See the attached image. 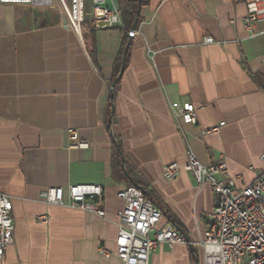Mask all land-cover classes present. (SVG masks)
<instances>
[{"label":"crops","instance_id":"0c3cea01","mask_svg":"<svg viewBox=\"0 0 264 264\" xmlns=\"http://www.w3.org/2000/svg\"><path fill=\"white\" fill-rule=\"evenodd\" d=\"M48 1L0 4V192L14 222L1 264H123L115 239L128 182L112 175L115 148L161 210L159 226L198 242L215 195L184 168L187 148L203 165L225 162L240 187L264 169V22L246 26L251 0H149L134 32L122 13L120 25L96 27L89 10L95 60L81 28ZM188 103L195 124L179 114ZM70 130L88 145L73 147ZM173 162L180 170L167 180ZM76 183L103 187L104 216L40 197ZM147 264H203L202 250L161 243Z\"/></svg>","mask_w":264,"mask_h":264},{"label":"built area","instance_id":"2783aa9c","mask_svg":"<svg viewBox=\"0 0 264 264\" xmlns=\"http://www.w3.org/2000/svg\"><path fill=\"white\" fill-rule=\"evenodd\" d=\"M42 0H0V4L13 3L32 5ZM64 4L63 0H52ZM92 23L96 27L120 25L122 10L114 0H90ZM65 5V4H64ZM65 14L72 26L80 28L86 20V0H70ZM247 27L264 22V0H251L247 3L244 18ZM212 43L213 38L206 37ZM183 122L195 124L197 116L193 103L179 109ZM220 123V125H222ZM213 126L205 132L216 131ZM71 145L85 147L88 144L70 130ZM188 162L184 166L191 171L200 184H209L214 192V206L210 214L211 222L198 242L188 241L171 224L159 226L161 210L147 191L136 185L125 186L118 191L124 205L119 210L118 234L115 239V253L123 264H147L151 252L161 243H180L199 247L202 250L203 264H264V169L247 185L237 186L227 178L229 172L225 162L201 164L190 148L186 150ZM264 162V151L261 154ZM180 167L173 162L163 170L167 180L175 178ZM217 175L221 178H217ZM41 199L49 204L68 205L104 216L100 207L103 187L96 183L50 186L40 193ZM67 200V201H66ZM44 219V217H41ZM14 240V222L11 216L9 197L0 192V264L5 248ZM105 256L106 248H101Z\"/></svg>","mask_w":264,"mask_h":264},{"label":"trees","instance_id":"16d2710c","mask_svg":"<svg viewBox=\"0 0 264 264\" xmlns=\"http://www.w3.org/2000/svg\"><path fill=\"white\" fill-rule=\"evenodd\" d=\"M119 7L122 10V20L123 23L125 24V26L127 28H130L134 18L136 16V11H137V0H116ZM140 2V6L146 5L148 4L149 0H139ZM82 33L85 37V39L88 42V49H89V53L91 55V57L95 60V56H96V45H95V29L90 25V23L88 21H84L81 26H80ZM127 43L126 38L123 40L122 44H121V49L119 52V57L117 59V62L115 64V69H114V78L115 79L119 72H120V66H121V56H122V52L124 50V47ZM120 151L119 149L115 148L114 151V155L112 158V170H113V177H115L116 179H124L128 182V186L130 185H139V182L137 181L138 179L134 176V174L130 171V169H128L127 165H126V161L124 159L125 162V168L127 169V172L131 175V180L128 179L127 175L124 173V170L121 166V156H120ZM124 158V157H123ZM137 179V180H136Z\"/></svg>","mask_w":264,"mask_h":264},{"label":"water","instance_id":"95a60500","mask_svg":"<svg viewBox=\"0 0 264 264\" xmlns=\"http://www.w3.org/2000/svg\"><path fill=\"white\" fill-rule=\"evenodd\" d=\"M137 1H138V2H137L136 16H135L134 21H133V23H132V25H131V31H132V32H134L135 29H136V26H137V23H138V20H139V15H140V7H141V6H140V2H139V0H137ZM127 48H128V45L126 46V48H125V52H124V54H123L122 64H121V68H120V72H119L118 76L113 80V82H112V84H111V97H112V93H113V91H114V89H115V87H116V84H117V82L119 81V79H120V77H121V74H122V72H123V69H124V65H125V56H126ZM111 110H113V105H111ZM111 113H112V112H111ZM116 146L119 148V145H118L117 143H116ZM120 156H121V166H122V168H123V170H124V173L130 178V176H129V174H128L126 168H125V165H124V158H123V155H122L121 151H120Z\"/></svg>","mask_w":264,"mask_h":264},{"label":"rangeland","instance_id":"374dc122","mask_svg":"<svg viewBox=\"0 0 264 264\" xmlns=\"http://www.w3.org/2000/svg\"><path fill=\"white\" fill-rule=\"evenodd\" d=\"M63 1H64L65 5L70 4V0H63ZM64 4H61L59 1L58 2L50 1L48 5L54 9L53 11L62 15L63 13L65 14V8H64L65 5ZM86 9H87V11L91 10V1L90 0H86ZM87 15H88V12H87Z\"/></svg>","mask_w":264,"mask_h":264}]
</instances>
